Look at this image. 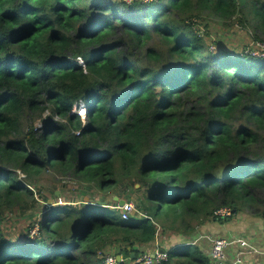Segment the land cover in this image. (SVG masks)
<instances>
[{
    "label": "trees",
    "instance_id": "16d2710c",
    "mask_svg": "<svg viewBox=\"0 0 264 264\" xmlns=\"http://www.w3.org/2000/svg\"><path fill=\"white\" fill-rule=\"evenodd\" d=\"M204 14L264 34V0H0V264H105L117 246L133 264L157 226L190 238L217 208L264 205V60L212 49ZM48 172L95 192L49 206ZM124 184L146 218L107 207ZM13 208L40 217L11 239ZM187 243L164 264H209Z\"/></svg>",
    "mask_w": 264,
    "mask_h": 264
},
{
    "label": "rangeland",
    "instance_id": "374dc122",
    "mask_svg": "<svg viewBox=\"0 0 264 264\" xmlns=\"http://www.w3.org/2000/svg\"><path fill=\"white\" fill-rule=\"evenodd\" d=\"M115 2H120L123 0H112ZM125 1V0H124ZM246 9L249 8V5L245 6ZM245 9V10H246ZM237 18H233L232 20H226L223 21L222 19L218 18L217 16H214L212 14H204L199 19L196 20L198 24V31L200 34L204 37H206L209 46H211L212 49L215 48L216 43L218 46L220 45L222 47V50H228L231 52H235L237 54H246L247 56H254L253 53H256V56L254 58L260 59V55L263 53V47H264V34H262V31L258 29L257 22L254 19L250 18V21L246 24V26H243L240 22L243 21L240 16H235ZM240 22H239V21ZM255 37L259 38L256 39ZM256 39V40H255ZM261 40V41H260ZM155 45L158 50H162L163 47L160 45L157 39L153 40L152 46ZM83 107V105L74 106L71 113H77L79 115L82 114L81 119L84 121L85 119V111H80ZM50 116V112H45L41 117L33 115L35 117L33 119V124L36 127H39L42 124V121H44L46 118ZM53 120L59 121L60 118L53 117ZM24 119L22 120V122ZM20 175V174H19ZM61 175L53 174L51 172L44 173L43 177L41 178V181L38 183L37 186H33L35 192H37L36 198H39L37 196H43V198H47V205L54 206L58 205L59 201L63 202L65 199H72V200H81L78 198V196H81V194L78 195V192H95V191H86L83 186H78L74 181L69 180L66 177H60ZM59 185V190L55 192L56 198L52 196V190L53 187ZM138 187V186H137ZM135 187V188H137ZM127 194H123V193ZM136 191L132 190V186L128 184L122 185L118 190L112 191V195L120 194L124 195L126 199L131 202L134 207L136 208V205L138 203V194L135 193ZM62 194V197L60 198ZM94 199H98V197L102 198V195L100 194H94ZM60 198V199H58ZM86 198L84 200L86 201ZM88 199V198H87ZM141 198H139L140 201ZM42 201V200H40ZM51 202V204H50ZM43 203V202H42ZM63 205V204H62ZM43 207H46L43 205ZM43 207L41 209V212L43 211ZM40 213V208L37 210V208L29 209L25 212H20L18 208H13V210L6 215V219L4 221L3 227L7 231V234H9L8 238H14V237H21L23 233L26 231L27 227L33 222L34 218L31 220L28 218L31 214L34 215L35 218H39L38 216ZM139 217V216H137ZM37 229V228H36ZM165 236H162L161 231L158 233L157 239L159 240L160 244L165 246V239H171L169 236L164 238ZM171 240H168V244H170ZM184 243V242H182ZM182 243L173 242L170 248L177 247L179 245H182ZM204 244V246H198L204 254H209V248L210 245L207 242H200L198 245ZM209 245V247H208ZM145 252H150L152 250H144ZM144 252V253H145Z\"/></svg>",
    "mask_w": 264,
    "mask_h": 264
},
{
    "label": "built area",
    "instance_id": "2783aa9c",
    "mask_svg": "<svg viewBox=\"0 0 264 264\" xmlns=\"http://www.w3.org/2000/svg\"><path fill=\"white\" fill-rule=\"evenodd\" d=\"M124 1V0H123ZM140 1L142 3H156L160 0H125L127 4H130L132 2ZM255 57L256 53H253ZM260 59L264 60V47H263V53L260 55ZM22 177V175L20 174ZM60 205L65 204L64 202H60ZM110 209H116L119 210L120 218L123 221H128L133 217H145L142 213H139L138 210L134 207V205L131 202H125L122 207L116 206H107ZM232 210L228 207H220L217 208L212 215V219L214 221H221L228 219L232 217ZM37 229H33L31 231V237L35 235ZM159 226H157L156 231V238L155 242L153 244V249L150 252L141 253L138 256H136L132 261L133 264H164L168 261V248L162 247L159 240L157 239L158 233L160 232ZM200 240H205V242L209 243V254H207L209 258V264H244V256L246 253H255L258 255H264V252H261L254 248L251 244L248 243V241L243 239H229V238H223V237H212L207 235H201L198 239L189 241L187 244L189 245H198L197 243ZM238 246V249H236V253L234 254L232 260L228 259V248L232 246ZM170 249V248H169ZM162 250V251H161ZM122 262V257H121ZM121 262H118L116 259L115 253L108 254L105 257V264H121Z\"/></svg>",
    "mask_w": 264,
    "mask_h": 264
},
{
    "label": "crops",
    "instance_id": "0c3cea01",
    "mask_svg": "<svg viewBox=\"0 0 264 264\" xmlns=\"http://www.w3.org/2000/svg\"><path fill=\"white\" fill-rule=\"evenodd\" d=\"M264 210V205H259L257 209L252 211H243L238 214H232V217L221 220V221H205L200 225L196 226L195 232L190 238L182 237L179 235H172L171 239H165V246L162 247L170 248L173 242H184L192 241L198 239L201 235H207L212 237H223L229 239H243L248 241L254 248L264 252V216H262L261 211ZM234 211H232L233 213ZM256 213V214H255ZM213 215V214H212ZM212 218V217H211ZM168 236H165L166 238ZM168 240L170 244H168ZM200 242H205V240H200ZM197 243V244H198ZM204 246V244H199ZM209 247V245H208ZM153 244L151 247H148L145 250H152ZM238 246L234 245L228 248V259L232 260L234 254L236 253ZM244 264H264V255H258L255 253H246L244 256Z\"/></svg>",
    "mask_w": 264,
    "mask_h": 264
},
{
    "label": "water",
    "instance_id": "95a60500",
    "mask_svg": "<svg viewBox=\"0 0 264 264\" xmlns=\"http://www.w3.org/2000/svg\"><path fill=\"white\" fill-rule=\"evenodd\" d=\"M135 187H137V185ZM87 200L88 199L86 198V201ZM114 200L117 201L118 207H122L124 205V203H125V201L123 199L118 200L117 197H114ZM50 204H51V202H50ZM127 250L130 251V258H131V260H133L136 257V252L135 251H132V249L130 247H128ZM133 250H137V248L134 247ZM115 255H116L117 261L118 262H121V247L120 246H117L116 247Z\"/></svg>",
    "mask_w": 264,
    "mask_h": 264
},
{
    "label": "clouds",
    "instance_id": "9594fccd",
    "mask_svg": "<svg viewBox=\"0 0 264 264\" xmlns=\"http://www.w3.org/2000/svg\"><path fill=\"white\" fill-rule=\"evenodd\" d=\"M158 2H159V1H158ZM156 3H157V2H156ZM150 4H151V3H150ZM80 111H82V109H81ZM85 111H86V110H85ZM79 115L82 117V114H81V113H80ZM188 242H189V241H188ZM185 244H186V243H185Z\"/></svg>",
    "mask_w": 264,
    "mask_h": 264
},
{
    "label": "bare ground",
    "instance_id": "6f19581e",
    "mask_svg": "<svg viewBox=\"0 0 264 264\" xmlns=\"http://www.w3.org/2000/svg\"><path fill=\"white\" fill-rule=\"evenodd\" d=\"M82 111H85V109H84V108H82ZM85 114H86V111H85Z\"/></svg>",
    "mask_w": 264,
    "mask_h": 264
}]
</instances>
